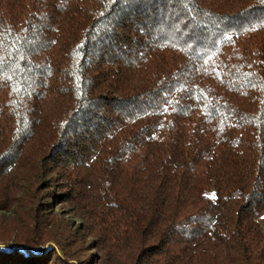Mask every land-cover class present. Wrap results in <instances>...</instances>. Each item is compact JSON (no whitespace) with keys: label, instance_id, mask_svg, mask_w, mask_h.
<instances>
[{"label":"trees","instance_id":"obj_1","mask_svg":"<svg viewBox=\"0 0 264 264\" xmlns=\"http://www.w3.org/2000/svg\"><path fill=\"white\" fill-rule=\"evenodd\" d=\"M264 0H0V264H264Z\"/></svg>","mask_w":264,"mask_h":264},{"label":"crops","instance_id":"obj_2","mask_svg":"<svg viewBox=\"0 0 264 264\" xmlns=\"http://www.w3.org/2000/svg\"><path fill=\"white\" fill-rule=\"evenodd\" d=\"M261 222H264V216L261 218Z\"/></svg>","mask_w":264,"mask_h":264},{"label":"rangeland","instance_id":"obj_3","mask_svg":"<svg viewBox=\"0 0 264 264\" xmlns=\"http://www.w3.org/2000/svg\"><path fill=\"white\" fill-rule=\"evenodd\" d=\"M261 220V219H260ZM263 223V225H264V222H262Z\"/></svg>","mask_w":264,"mask_h":264}]
</instances>
